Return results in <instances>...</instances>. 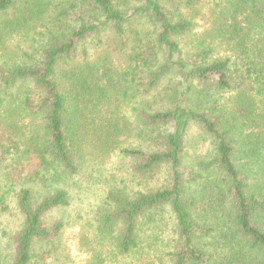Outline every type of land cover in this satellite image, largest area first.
<instances>
[{
  "label": "trees",
  "instance_id": "16d2710c",
  "mask_svg": "<svg viewBox=\"0 0 264 264\" xmlns=\"http://www.w3.org/2000/svg\"><path fill=\"white\" fill-rule=\"evenodd\" d=\"M94 150L86 264H264V0H0V264L58 258Z\"/></svg>",
  "mask_w": 264,
  "mask_h": 264
},
{
  "label": "rangeland",
  "instance_id": "374dc122",
  "mask_svg": "<svg viewBox=\"0 0 264 264\" xmlns=\"http://www.w3.org/2000/svg\"><path fill=\"white\" fill-rule=\"evenodd\" d=\"M202 17L199 18V25L201 29L207 27L206 20L209 14L208 8L202 7ZM205 17V18H203ZM200 19H203L200 21ZM93 42L89 45L92 47ZM124 113L125 121L128 122L129 130L133 128L131 113L128 108H121ZM121 139H124V137ZM126 139V138H125ZM132 138H127L124 145H129ZM206 148V143L203 144L202 149ZM192 148H187L189 151ZM91 151V150H90ZM95 153H85L84 164L81 167L79 174L74 177L69 184L68 191L70 193V205L61 211L52 214V217L62 218L64 221V228L60 236V252L53 262V264H86L88 254L85 253V246L80 240L83 232L82 227L85 225L84 221L91 216V213L101 200L105 189V176L108 174H118L120 168H117V160L112 152L101 154L99 151ZM166 226L158 231L157 243L159 247L166 245L171 231L169 226L171 218L165 215ZM168 223V224H167ZM21 224L20 215L17 211L15 200L13 197L9 198V210L6 214L0 216V260L3 259L7 253L9 236L19 230ZM85 232V230L83 229ZM2 261V260H1ZM0 261V262H1ZM112 264V263H108Z\"/></svg>",
  "mask_w": 264,
  "mask_h": 264
}]
</instances>
